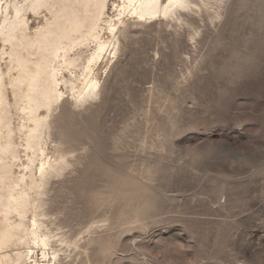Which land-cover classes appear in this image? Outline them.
I'll list each match as a JSON object with an SVG mask.
<instances>
[{"label":"rangeland","instance_id":"obj_1","mask_svg":"<svg viewBox=\"0 0 264 264\" xmlns=\"http://www.w3.org/2000/svg\"><path fill=\"white\" fill-rule=\"evenodd\" d=\"M124 1L108 0L97 95L76 106L69 82L96 40L68 55L34 162L66 164L28 263L264 264V0L145 20Z\"/></svg>","mask_w":264,"mask_h":264},{"label":"bare ground","instance_id":"obj_2","mask_svg":"<svg viewBox=\"0 0 264 264\" xmlns=\"http://www.w3.org/2000/svg\"><path fill=\"white\" fill-rule=\"evenodd\" d=\"M124 4L135 18L145 20L189 8L190 0ZM107 10L108 0H0V264H29L33 245L49 244L42 231L41 196L66 160H43L37 167L34 162L44 151L53 106L63 97V69L76 64L68 55L90 39L96 40L95 49L69 82L71 104L97 95L95 67L113 41L102 36L103 25L113 34L114 20ZM28 14L39 21L31 26Z\"/></svg>","mask_w":264,"mask_h":264}]
</instances>
